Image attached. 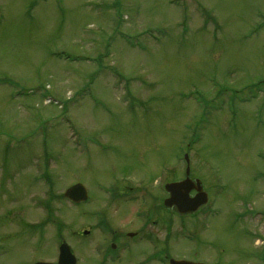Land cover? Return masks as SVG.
<instances>
[{
  "label": "rangeland",
  "instance_id": "374dc122",
  "mask_svg": "<svg viewBox=\"0 0 264 264\" xmlns=\"http://www.w3.org/2000/svg\"><path fill=\"white\" fill-rule=\"evenodd\" d=\"M184 152L214 215L184 217L187 240L173 214L170 257L264 264V0H0V264L57 260L59 237L98 264L113 234L75 231L144 220L101 187L155 190ZM139 238L104 264H168Z\"/></svg>",
  "mask_w": 264,
  "mask_h": 264
},
{
  "label": "flooded vegetation",
  "instance_id": "af4514ba",
  "mask_svg": "<svg viewBox=\"0 0 264 264\" xmlns=\"http://www.w3.org/2000/svg\"><path fill=\"white\" fill-rule=\"evenodd\" d=\"M152 184L148 183L144 187V189L142 190L143 192L148 193V197L145 198L147 200L146 206L147 207L151 206V207H150V211L147 212V215H145V211L143 212L142 218H144V220L139 227L145 228V226L152 225L153 227L156 228V231H158V233H162V232H165L166 229H168L170 224H171V218H170L171 213L177 214V210L173 209V208H166L164 205V201L169 197V193L164 189L165 188L164 183L159 182V184L157 186H155V190L150 189V188H152V186H151ZM114 188H115V192L117 194L119 193L122 197H124V200L126 203L128 201H134V200H135V202L137 201V197H138L139 192L131 184L126 183L124 185H121V191L120 192H118L119 186L118 185L116 186V183H115ZM156 194H158V195H156ZM195 194H196V192L193 191L192 196H194ZM121 196H119V197H121ZM155 201H157V205L154 204ZM177 215L179 216V214H177ZM180 217H181V220H183L185 215L180 216ZM130 224H132V223H130ZM131 232L132 231H128V232L123 233L122 231L120 232L118 230L117 234H115V236H114V239L120 240L125 236L130 237ZM135 233L137 234L139 232L136 231Z\"/></svg>",
  "mask_w": 264,
  "mask_h": 264
},
{
  "label": "water",
  "instance_id": "95a60500",
  "mask_svg": "<svg viewBox=\"0 0 264 264\" xmlns=\"http://www.w3.org/2000/svg\"><path fill=\"white\" fill-rule=\"evenodd\" d=\"M199 183L200 182L198 181V185L194 186L192 181L189 178H187L183 182L168 185L167 189L171 193L172 197L171 199H168L166 201V204L169 206L173 204L177 205L181 212L196 211L200 206L204 205L207 201L206 199L207 196L205 193H202L201 186L199 185ZM194 188L198 191V194L194 199H191L189 197V193ZM67 196L75 201L85 200L87 197L86 189L82 185H76L67 193ZM60 252L61 253L59 258V264H76V259L74 255L71 253V250L68 245L65 244L61 246ZM36 264H52V263L39 262ZM170 264H197V263L171 260Z\"/></svg>",
  "mask_w": 264,
  "mask_h": 264
}]
</instances>
